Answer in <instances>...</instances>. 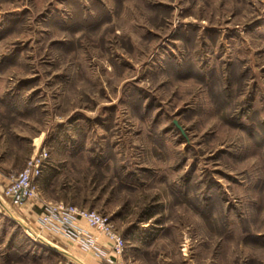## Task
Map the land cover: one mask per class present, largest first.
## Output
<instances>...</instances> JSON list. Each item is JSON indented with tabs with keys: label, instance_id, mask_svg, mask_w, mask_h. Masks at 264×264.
<instances>
[{
	"label": "rangeland",
	"instance_id": "374dc122",
	"mask_svg": "<svg viewBox=\"0 0 264 264\" xmlns=\"http://www.w3.org/2000/svg\"><path fill=\"white\" fill-rule=\"evenodd\" d=\"M38 137L0 264H264V0H0L5 172ZM35 203L101 214L123 254L40 229Z\"/></svg>",
	"mask_w": 264,
	"mask_h": 264
},
{
	"label": "built area",
	"instance_id": "2783aa9c",
	"mask_svg": "<svg viewBox=\"0 0 264 264\" xmlns=\"http://www.w3.org/2000/svg\"><path fill=\"white\" fill-rule=\"evenodd\" d=\"M48 160L45 149H41L29 159L26 166L10 178L4 187L3 195L14 207H19L37 196L36 179L41 176L42 169ZM38 214L37 224L40 229H47L52 233L64 235L75 241L83 250L93 252L97 257H104L103 247L99 237H104L111 257L116 259L123 254L124 239L115 233L108 219L94 211L79 209L75 206L42 203ZM84 221L88 228L96 234L90 233L79 225ZM103 255V256H102Z\"/></svg>",
	"mask_w": 264,
	"mask_h": 264
},
{
	"label": "crops",
	"instance_id": "0c3cea01",
	"mask_svg": "<svg viewBox=\"0 0 264 264\" xmlns=\"http://www.w3.org/2000/svg\"><path fill=\"white\" fill-rule=\"evenodd\" d=\"M42 138L38 137L32 140V142H30V147H29V151L30 154H36L42 144ZM3 168V169H2ZM16 174L15 170H10L9 172H5L4 171V167H1L0 165V214L3 213L2 211H6V206L11 205L9 203V201L7 199H5L4 195H3V189L4 187L8 184V182H10V178L12 176H14ZM37 205V203H35ZM37 207L39 208V206L37 205ZM38 214H36L35 212H31L28 213V217H30L32 220L35 219V216L37 217ZM79 225L81 227H83L84 229L88 230L90 233L96 234L92 229L88 228V226L85 224L84 221H80ZM99 243L105 247V249L107 248V242L105 240L104 237H99ZM78 261H80L82 264H87L86 261L82 260V259H77Z\"/></svg>",
	"mask_w": 264,
	"mask_h": 264
},
{
	"label": "water",
	"instance_id": "95a60500",
	"mask_svg": "<svg viewBox=\"0 0 264 264\" xmlns=\"http://www.w3.org/2000/svg\"><path fill=\"white\" fill-rule=\"evenodd\" d=\"M174 125H176V127L178 128V129H181L180 128V126L177 124V122H174ZM48 247H51V248H54V247H52V246H49L48 245ZM55 249V248H54ZM61 253H63L64 255H66V256H68L69 258H71V259H73V260H75L78 264H82L80 261H78V260H76L75 258H73L72 256H70V255H67L66 253H64L63 251H60Z\"/></svg>",
	"mask_w": 264,
	"mask_h": 264
}]
</instances>
